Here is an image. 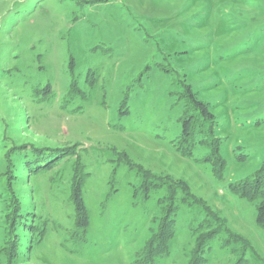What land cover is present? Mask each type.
<instances>
[{
	"label": "rangeland",
	"instance_id": "rangeland-1",
	"mask_svg": "<svg viewBox=\"0 0 264 264\" xmlns=\"http://www.w3.org/2000/svg\"><path fill=\"white\" fill-rule=\"evenodd\" d=\"M181 97L206 124L190 140L187 123L178 151ZM203 127L222 178L207 146L190 149ZM263 167L264 0H0V264H133L168 193L134 195L142 169L199 201L177 189L175 234L154 264H187L208 210L248 245H223L221 230L203 264H264V200L230 188ZM74 179L85 240L71 234Z\"/></svg>",
	"mask_w": 264,
	"mask_h": 264
},
{
	"label": "trees",
	"instance_id": "trees-1",
	"mask_svg": "<svg viewBox=\"0 0 264 264\" xmlns=\"http://www.w3.org/2000/svg\"><path fill=\"white\" fill-rule=\"evenodd\" d=\"M162 69L167 72H171L173 70L167 67L162 68ZM179 100L183 102V112L179 118V121L181 124V133L175 143V148L178 151H180L179 140L181 139V137L183 138V136L186 137L184 134L186 132L185 130H186L187 123H189L191 126V129L189 130V135H188L190 140L191 138L194 139L195 132L193 131L194 130L193 126H195V124L198 122L200 123L202 122L204 123V125L206 124L204 121L206 120V118L203 117V114L201 112H198L197 116H194L195 114L194 112H189L190 110L189 101L184 100V98L182 97ZM203 128L201 129L202 131L197 132L196 136L198 135L197 139L199 140L198 141L196 140V142L193 143L190 149L200 144L207 146L211 153L210 155L209 154L205 155L203 157V161H208L211 164L213 174L217 177L222 178L225 161L221 157L218 156V151H217L218 140L217 139L215 140V138H213L209 130H207L206 132V129L205 128L203 129ZM124 161L125 163L130 164L129 161L127 160H124ZM37 166L38 165L33 166V167L37 169L41 168ZM81 166L82 165L79 162V167ZM262 170L264 171V167ZM259 171L257 170L256 172L245 176V178H242L241 180L242 182L238 184L237 188H236L235 182L231 183L230 188L239 197H244L251 202L255 200H264V191H263L264 190V182H263L264 178L258 173ZM140 175L142 177V181L137 188H134V192H133L134 195L138 194L137 191L139 189L142 191V198L145 200L150 195V192H152V190L154 189H159L162 186H165L166 190L168 191L167 195H164L158 198V203L162 205V208H161L160 216L158 217L157 227L151 230V235L147 239L145 245L141 249L135 252L134 260L132 262L133 264H154L156 257L162 256L168 253L169 241L175 234V226H176V221H175L176 195H175V192L177 191V189H181V191L184 192V194L186 195V196L185 195L183 196V201H185L186 203H190L187 198H191L190 199L191 202L193 201L199 202V201L198 199L193 197L194 195L188 192L187 189L184 188V186L183 187L179 186L175 182L171 180H167L163 176H158L144 169L140 171ZM81 184H82V180H77V179L73 180L72 197L74 200V227H73V230H71V234L77 240H85V234L87 231V224H88V214H87V210L85 208V205H84V202L81 196ZM208 213L209 214H207V217L204 219L205 222L202 220L196 225V227H193L191 229L194 235H197L198 230L204 226H205L204 228H206V231L200 236L195 247L190 251V256H189V260L187 261V264H203L205 260V257H204L205 247L207 246L210 240H212L215 236L218 235V232H221V230L226 233V237L222 241L223 245L229 246L231 243H234L232 238L248 245V242L245 238H243L240 235L234 234L226 227L225 221L223 220L221 216L209 210H208ZM255 218H256V222L262 227H264V205L257 206ZM208 220L213 223H216L220 228L218 230L215 229V227H212L213 226L212 223H210ZM80 226H82L81 233L76 235L77 233L75 232V230L80 228ZM230 236L232 238H229ZM231 250L235 252L236 249L234 246H231ZM240 263L246 264V260L241 256H239L238 259L236 260V264H240Z\"/></svg>",
	"mask_w": 264,
	"mask_h": 264
}]
</instances>
